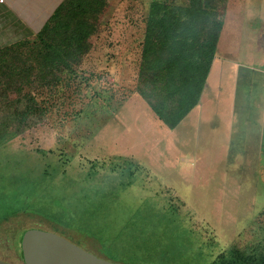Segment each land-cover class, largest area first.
Masks as SVG:
<instances>
[{"label":"rangeland","instance_id":"obj_1","mask_svg":"<svg viewBox=\"0 0 264 264\" xmlns=\"http://www.w3.org/2000/svg\"><path fill=\"white\" fill-rule=\"evenodd\" d=\"M33 1L43 12L32 31L58 3ZM153 1L107 0L77 73L32 89L46 113L0 144V220L19 210L50 216L72 242L123 264H216L233 247L250 254L264 245V83L254 85L263 75L246 65L264 0L221 5L217 54L229 69L175 129L137 91ZM243 100L261 116L249 119ZM40 219L4 221L0 254L11 258L22 229Z\"/></svg>","mask_w":264,"mask_h":264},{"label":"trees","instance_id":"obj_2","mask_svg":"<svg viewBox=\"0 0 264 264\" xmlns=\"http://www.w3.org/2000/svg\"><path fill=\"white\" fill-rule=\"evenodd\" d=\"M225 2L190 0L189 4H171L154 0L150 4L137 91L171 129L200 103L225 24L220 10ZM56 3L37 30L0 45V144L44 118L46 111L32 89L59 83L65 72L77 73L92 49L91 38L98 31L107 0ZM21 213L41 218L39 224L22 229L19 242L23 259L25 239L34 228L55 229L72 237L50 216L23 210L2 218L0 226ZM46 222L50 224L47 227L42 224ZM216 264H264V245L250 254L233 247Z\"/></svg>","mask_w":264,"mask_h":264},{"label":"crops","instance_id":"obj_3","mask_svg":"<svg viewBox=\"0 0 264 264\" xmlns=\"http://www.w3.org/2000/svg\"><path fill=\"white\" fill-rule=\"evenodd\" d=\"M36 1L45 3V0H36ZM33 2H34L33 0H4V2L0 1V37L2 38L1 40H10V41H6V43H8L20 38H24L27 35L31 34L32 32L31 25L33 19L38 18L39 14L43 12L41 9H37L39 4ZM45 7L46 6H43V8ZM253 39L257 44L254 43L255 47H253L252 53H250L252 54V63L246 66L252 68L253 70L259 71L263 75L259 77L260 78L259 80L255 79V81L253 82L255 85L259 83V81H262L264 83V26L262 27L261 25L260 28H257L255 33L253 34ZM220 58L221 56H219L216 53L199 106L203 105V98L206 93V89L210 85V83L212 82L213 84L214 80L220 75H221V81L222 82L224 81L225 74L229 68L226 66V68L224 69L223 66L220 65L219 63ZM233 63L231 64L234 65ZM243 65L244 64L241 61H237L234 67L238 71L240 68H242ZM219 68H221V70ZM224 70L226 71L224 72ZM255 100H256V96L254 94L253 102ZM252 104L253 103L243 100V105H240V109L243 110L244 112L245 111L247 112V117L249 119L250 118L256 119L257 116H261V115H256V110L252 106ZM257 106L258 104L255 107ZM262 114L264 116V105H263ZM260 136L261 137L264 136V130L260 131Z\"/></svg>","mask_w":264,"mask_h":264},{"label":"water","instance_id":"obj_4","mask_svg":"<svg viewBox=\"0 0 264 264\" xmlns=\"http://www.w3.org/2000/svg\"><path fill=\"white\" fill-rule=\"evenodd\" d=\"M26 264H123L90 252L67 237L41 228L32 229L24 243ZM0 264H12L0 260Z\"/></svg>","mask_w":264,"mask_h":264},{"label":"flooded vegetation","instance_id":"obj_5","mask_svg":"<svg viewBox=\"0 0 264 264\" xmlns=\"http://www.w3.org/2000/svg\"><path fill=\"white\" fill-rule=\"evenodd\" d=\"M18 234V233H17ZM21 237H19V241H20ZM14 240L17 241V235H15V237L12 239L13 241V244H14ZM11 251H10V257L11 258H5L4 256H1L0 255V260L2 261H6V262H10L12 264H26L25 263V260L23 259L22 255H21V252H20V242H19V245H15V246H12L11 245Z\"/></svg>","mask_w":264,"mask_h":264},{"label":"built area","instance_id":"obj_6","mask_svg":"<svg viewBox=\"0 0 264 264\" xmlns=\"http://www.w3.org/2000/svg\"><path fill=\"white\" fill-rule=\"evenodd\" d=\"M1 1H4V0H1Z\"/></svg>","mask_w":264,"mask_h":264}]
</instances>
